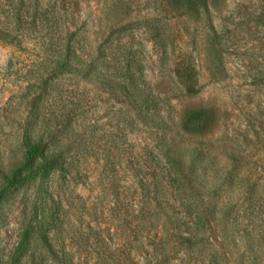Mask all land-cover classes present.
Here are the masks:
<instances>
[{"label":"rangeland","instance_id":"1","mask_svg":"<svg viewBox=\"0 0 264 264\" xmlns=\"http://www.w3.org/2000/svg\"><path fill=\"white\" fill-rule=\"evenodd\" d=\"M66 2L92 54L140 64L137 89L102 68L55 79L37 125L53 160L22 167L24 87L40 81L24 40H0V264H111L94 257L104 224L129 230L120 213L144 190L156 228L186 235V264H264V0ZM196 109L205 130L186 128Z\"/></svg>","mask_w":264,"mask_h":264},{"label":"trees","instance_id":"2","mask_svg":"<svg viewBox=\"0 0 264 264\" xmlns=\"http://www.w3.org/2000/svg\"><path fill=\"white\" fill-rule=\"evenodd\" d=\"M68 8L70 2L67 3L66 0H46L44 4L41 0H17V3L0 0V40L13 35L24 40V48L37 68L39 85L35 84L37 79H32L24 87L28 91L26 95L31 94V88L35 89L30 99V111L22 127L28 155L27 162L22 167L30 166L35 158L41 157L44 163L40 171L43 173L53 156L47 151V141L39 136L37 125L41 117L40 107L47 97L51 82L73 74L88 78L101 72L102 68L112 77L110 89L122 85L126 88L132 85L137 89L138 84L136 77L140 64L121 53L113 57L109 47L104 44H100L96 48L97 53L92 54L91 49L83 42L85 34L79 27L73 26L79 16L71 14ZM192 70V67L189 68L190 74L183 77L182 69H176L179 80L188 93L197 91V79L191 73ZM123 77L124 80H119ZM210 120L212 117L207 109H196L190 113L186 128L191 131L205 130ZM189 178L192 180V177ZM2 193L1 190L0 198ZM132 199L134 204H127V213H120V216L127 218L131 227L121 233L112 222L106 221L103 231L108 241L105 242L104 255L95 253L94 257H107L111 264H186V235L175 237L174 232H171L174 229L161 231L156 228L158 205L155 204L152 193L145 190L139 193L134 191ZM110 220L114 219L111 217ZM182 233L186 234V231ZM113 241H117L113 243L114 247L109 245ZM72 263L86 264L82 257H79L77 263Z\"/></svg>","mask_w":264,"mask_h":264}]
</instances>
